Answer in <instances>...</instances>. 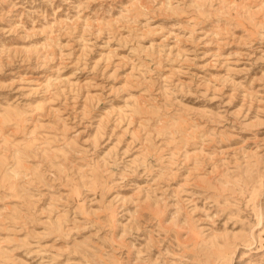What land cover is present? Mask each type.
Here are the masks:
<instances>
[{
  "label": "rangeland",
  "instance_id": "rangeland-1",
  "mask_svg": "<svg viewBox=\"0 0 264 264\" xmlns=\"http://www.w3.org/2000/svg\"><path fill=\"white\" fill-rule=\"evenodd\" d=\"M0 264H264V0H0Z\"/></svg>",
  "mask_w": 264,
  "mask_h": 264
}]
</instances>
